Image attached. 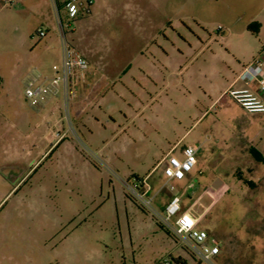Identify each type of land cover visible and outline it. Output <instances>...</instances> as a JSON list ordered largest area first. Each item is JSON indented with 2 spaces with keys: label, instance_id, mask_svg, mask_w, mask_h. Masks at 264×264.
<instances>
[{
  "label": "rangeland",
  "instance_id": "obj_1",
  "mask_svg": "<svg viewBox=\"0 0 264 264\" xmlns=\"http://www.w3.org/2000/svg\"><path fill=\"white\" fill-rule=\"evenodd\" d=\"M65 1L0 0V264L200 263L133 195L142 180L158 212L176 192L200 227H230L214 264H264V120L251 145L248 118L218 101L260 50L264 0H91L90 12L83 0L75 18ZM62 26L90 83L42 111L25 83L60 63ZM194 140L206 142L195 179L253 178L247 201L164 185V156Z\"/></svg>",
  "mask_w": 264,
  "mask_h": 264
},
{
  "label": "built area",
  "instance_id": "obj_2",
  "mask_svg": "<svg viewBox=\"0 0 264 264\" xmlns=\"http://www.w3.org/2000/svg\"><path fill=\"white\" fill-rule=\"evenodd\" d=\"M12 2L14 0H4ZM88 5L83 10L90 12ZM83 0H66L64 7L69 18L78 16L83 6ZM63 52L59 64L53 65L54 74L44 78L41 82L40 75H30L25 83L26 95L31 98L32 103H44L51 96L63 94L68 103L72 97L78 82L85 80L89 69V62L86 57L69 43L66 32L62 26ZM39 35L45 36L46 31L39 29ZM247 87L237 88L230 86L224 96L231 97L248 113H264V46L254 59L245 65L238 76ZM257 84L255 91L249 87ZM219 101V100H218ZM217 101V103H218ZM184 156L178 157L175 154H168L163 158L166 162L164 174L166 177L165 186L175 188L174 180H183L198 164V149L188 145L183 149ZM141 187H145L140 191ZM149 183L142 180L139 187H132L133 195L140 199L147 207L154 210L162 224L169 229L177 239L187 245L191 251L204 263L214 264L213 259L221 252V244L218 239L211 237L209 232L198 226L197 218L187 209H184L182 197L175 194L165 205L163 212H158L152 205L154 196L149 198L145 194L150 192ZM165 264H170L167 260Z\"/></svg>",
  "mask_w": 264,
  "mask_h": 264
},
{
  "label": "crops",
  "instance_id": "obj_3",
  "mask_svg": "<svg viewBox=\"0 0 264 264\" xmlns=\"http://www.w3.org/2000/svg\"><path fill=\"white\" fill-rule=\"evenodd\" d=\"M255 27L258 28L259 26L255 25ZM263 46H264V41H262V43H261L260 50ZM260 50L253 56V59L260 52ZM62 52H63V45H61V47H59V49H58L57 62H61ZM40 66H41V68H40ZM40 66H39V69H41V71H43V73L46 74V76H44V78L51 77L54 74L53 67H51V64L47 68L44 64L43 65L41 64ZM241 71H240V73H241ZM44 74H42V75H44ZM239 74L233 80V82H231L230 85L228 87H226L221 92L218 100L219 101L225 100L226 104L228 103L232 106H235L238 109V111H240V113L245 116V118H248L247 120H249V123L246 122L244 124L245 130L247 132V136L245 135V140L250 141L251 145H253L261 137V133H262L263 129L261 126L260 127H259V125L257 126V124H258V122H261L262 120H264V113H248L235 100H233V101H235L237 105L235 103H233V101H231L232 99H230L231 97L229 98L228 96L223 95V93L230 86H234L237 88L247 87L246 84L241 79L238 78ZM89 75H91V71L88 72L87 79L83 80L84 83H83V81H80L79 85L77 86L78 89L81 90L83 87L87 88L88 84L90 83ZM27 76H30V75H27ZM41 77L42 76L40 75L39 80H41ZM249 88L251 90L255 91L257 89V84L253 83ZM56 99H58V96L49 97L47 101H45L44 103L41 104L40 109L42 111L45 110L46 108L49 109V107L55 102ZM221 112L224 113V109H222ZM188 145L195 146L198 149L199 154L203 153V151L206 148V142L205 141H198V140L188 141L184 144H181V146H179L177 148V153L175 155L182 158L184 156L183 149ZM254 154L257 155V157L259 158V159H256L257 161H259V162L264 161V150L263 149H261L260 147H257ZM166 155H168V153ZM261 160H263V161H261ZM247 163H248L247 168L252 173L256 172L257 169H260L259 164L256 161H254L253 159H249L247 161ZM199 179L200 178L195 179V177H194V175H192V171H191L188 173V175L186 176L185 179L174 180L173 183L175 184L176 187L183 189L180 192V193H182V195H185L187 190L193 186L196 188L202 187L203 190L197 191V194L195 195L196 197L192 198V199L194 200L195 203H200L203 199L207 200V198L211 197V199H212L211 204H210L211 206L217 205V204H223V205H229L230 204V205H232V202L234 200L247 201V198L250 196L252 188L259 186L257 184V181L254 180L253 178H251L250 180L249 179L245 180L244 182L239 181V180H235V179H230L229 177L224 178L221 176H214L211 179H209V178H204L202 180H199ZM208 183H209V185H208ZM210 189L212 190L213 193H211ZM175 194H177V193L176 192L171 193L170 196L168 197V200H166V201H169ZM187 210L191 211L190 209H187ZM191 213H193V212L191 211ZM193 215H195V214L193 213ZM195 217L198 220V226H200L201 225L200 224L201 223L200 218L197 217L196 215H195ZM202 226L208 232L211 231L214 235L212 236L209 232L210 236L217 238L219 243L221 242L220 240L225 239L229 235V231H228L230 229L229 226L226 227V229H225V228H222V226H220L219 224H214V223L212 224L207 220H205V223Z\"/></svg>",
  "mask_w": 264,
  "mask_h": 264
},
{
  "label": "trees",
  "instance_id": "obj_4",
  "mask_svg": "<svg viewBox=\"0 0 264 264\" xmlns=\"http://www.w3.org/2000/svg\"><path fill=\"white\" fill-rule=\"evenodd\" d=\"M257 26H258V24H256ZM249 28L250 29H253V30H256L257 31V27H255V25L254 26H252V25H250L249 26ZM167 260H169V259H167ZM166 259L163 261V262H160L159 264H165V262L167 261ZM170 261V264H173V263H175V264H188L187 263V261H186V259H184L183 257H181V256H178V257H174L173 258V261H171V260H169ZM200 261V263H197V264H203V262L201 261V260H199ZM202 262V263H201Z\"/></svg>",
  "mask_w": 264,
  "mask_h": 264
}]
</instances>
